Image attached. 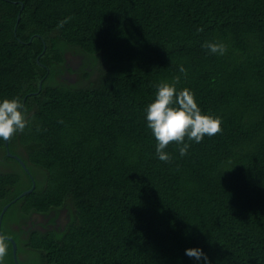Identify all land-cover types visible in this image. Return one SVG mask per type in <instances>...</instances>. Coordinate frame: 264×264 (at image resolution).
<instances>
[{
	"label": "trees",
	"instance_id": "16d2710c",
	"mask_svg": "<svg viewBox=\"0 0 264 264\" xmlns=\"http://www.w3.org/2000/svg\"><path fill=\"white\" fill-rule=\"evenodd\" d=\"M67 52L74 82L58 77ZM175 77L222 131L165 162L145 108ZM4 98L28 120L0 139V232L21 264H204L187 248L264 264V0H0ZM61 209L62 228L9 225Z\"/></svg>",
	"mask_w": 264,
	"mask_h": 264
},
{
	"label": "clouds",
	"instance_id": "9594fccd",
	"mask_svg": "<svg viewBox=\"0 0 264 264\" xmlns=\"http://www.w3.org/2000/svg\"><path fill=\"white\" fill-rule=\"evenodd\" d=\"M71 17L58 22L57 27H63ZM199 31V29H198ZM202 47L213 54L223 55L227 48L222 43L205 42ZM180 73L186 75V69L181 65ZM174 83L161 81L155 87V98L145 108L147 127L156 140V154L161 161L170 162L171 156L164 151L170 143L178 145L180 156H185L190 147L189 141L199 143L205 135L214 136L222 131L221 121L217 117L202 114L193 93L187 89L177 91ZM28 120L26 109L19 98H4L0 101V139L8 141L17 132H23ZM8 238L0 234V264H3L8 254ZM185 254L197 261L203 258L204 264H209L208 257L199 248H187Z\"/></svg>",
	"mask_w": 264,
	"mask_h": 264
},
{
	"label": "flooded vegetation",
	"instance_id": "af4514ba",
	"mask_svg": "<svg viewBox=\"0 0 264 264\" xmlns=\"http://www.w3.org/2000/svg\"><path fill=\"white\" fill-rule=\"evenodd\" d=\"M64 66L62 68V72L58 74V77L65 78L67 81L74 82L79 74V67L81 64L80 59L78 56L65 53L64 55ZM64 210H60L54 217L53 222H51L49 217L53 214L52 211H49L46 215L40 214V213H31L29 216L22 218V222H12L9 221V225L18 230V228H21L23 231L21 233H24V230L28 229H48V228H57L58 226L62 228L66 222V219L64 218ZM8 240L9 236H7Z\"/></svg>",
	"mask_w": 264,
	"mask_h": 264
},
{
	"label": "water",
	"instance_id": "95a60500",
	"mask_svg": "<svg viewBox=\"0 0 264 264\" xmlns=\"http://www.w3.org/2000/svg\"><path fill=\"white\" fill-rule=\"evenodd\" d=\"M19 19V14L16 15V21ZM15 29H13L14 31ZM24 100V97L22 98V101ZM4 144L7 145V141L4 140ZM6 155L8 156H11L13 157L15 160H17L19 162V164L22 166V168L26 171H27V168L24 166V163L23 161L15 154H11L8 150H7V147H6ZM33 187V183L31 185V187H29L28 189H25L23 190L22 192L19 193L18 196L20 195H23L24 193H27L31 190V188ZM17 196V197H18ZM14 199H12L11 201H13ZM9 202L5 203L2 207H1V210H0V219H1V216H2V213L3 211L6 209V207L8 206ZM1 234V232H0ZM9 241H10V244H11V255H12V259H13V262L14 264H21L17 258H16V253H15V248H16V245H15V241L12 239V238H9Z\"/></svg>",
	"mask_w": 264,
	"mask_h": 264
}]
</instances>
